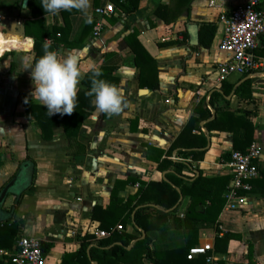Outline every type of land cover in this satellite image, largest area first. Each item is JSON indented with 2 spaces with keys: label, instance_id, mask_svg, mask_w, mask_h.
<instances>
[{
  "label": "crops",
  "instance_id": "crops-1",
  "mask_svg": "<svg viewBox=\"0 0 264 264\" xmlns=\"http://www.w3.org/2000/svg\"><path fill=\"white\" fill-rule=\"evenodd\" d=\"M103 3V0H92L91 24L85 23L83 15L76 10L61 11L54 16L47 14L41 0H3L0 4L3 15L0 25V196L8 188L3 199L0 197V233L15 224V238H38L49 246L43 253L45 264H61L64 255L79 249L77 236H94L95 231H100L99 219L93 218L94 209H106L115 183L128 178L139 181L118 192L123 202L138 190H144L150 182L163 181L176 192L179 190L174 213V209L155 205L147 193L142 198L144 203L137 204L139 196L132 203L136 204L133 215L140 208L170 213L159 220L165 224V229L154 231L153 238L165 240L171 235V243H177L182 231L175 229L176 220L183 219L189 198L183 197L181 187L167 178L175 173L173 167L157 168L156 151L163 152L160 160L186 167L181 175H176L183 182H191L200 174L225 176L220 163L233 150L232 134L207 129L217 110L226 108L235 118L254 124L253 143L263 147L260 171L264 170V67L257 71L255 79L232 75L220 83L216 81L217 66L231 60L230 54L219 49L222 26L218 17L222 11L240 5L241 0H219L218 6L213 8L208 6V0H126L123 4L115 3L114 14L104 20L102 32L93 38L92 29L97 21L94 8ZM203 23L216 26L210 47L191 46L186 27H195L198 37V26ZM67 26L66 41L54 51L62 58L69 52L78 55L82 72L79 88L87 71L112 67L127 106L120 114L109 117L93 105L77 137L68 140L63 129L56 126L52 129L53 137L43 140L37 124L25 113V101L40 103L32 94L34 85L29 69L36 63L34 39L46 28L63 30ZM132 34H136L137 41L155 60L157 90L139 87L140 70L134 66L133 53L127 44ZM46 39L49 38H45L43 44ZM254 55L264 59V37L259 40ZM246 81H250V100L236 95L237 88ZM224 84H233L228 95L224 94L227 87ZM197 106L198 112L195 111ZM206 111L210 116L202 118ZM190 118L198 119L192 135L202 134L206 146L176 149L168 155V149ZM180 150H199L204 155L201 160L193 161L190 157L183 158ZM244 197L248 201L246 207L235 211L223 207L217 226L199 230L193 248L207 246L210 249L206 255L211 262L206 264H264V194L250 191ZM107 220L112 222L113 218ZM116 226L118 224L111 226L112 230ZM122 232L137 239L145 238V232L136 229L131 220L126 222ZM224 233L238 235L241 239L230 240L225 251L223 245L216 248V237L221 238ZM1 237L8 243L6 236L1 234ZM13 242L10 247H0L11 249ZM134 242L131 241L128 249ZM91 247H96L95 242ZM142 262L151 264L147 260Z\"/></svg>",
  "mask_w": 264,
  "mask_h": 264
},
{
  "label": "trees",
  "instance_id": "trees-1",
  "mask_svg": "<svg viewBox=\"0 0 264 264\" xmlns=\"http://www.w3.org/2000/svg\"><path fill=\"white\" fill-rule=\"evenodd\" d=\"M215 27L212 23H203L198 26V46L203 48L210 47L215 34ZM68 31V26L63 28V30L56 27L46 28L39 37H35L33 44V49L36 52L35 62L44 54L43 40L45 38L52 40L50 50H55L60 43L66 41ZM127 44L133 53L134 66L140 70L139 87L141 89L157 90L159 83L155 60L148 55L137 41L136 34H132L127 38ZM169 44L172 43L170 42ZM99 70L103 73L100 77L101 79L119 86L120 81L115 75L114 68L104 66L100 67ZM92 72L93 70L87 71L82 79L81 87L78 91L77 107L71 115L55 114L49 116L46 107L41 103L25 101L27 118L37 124L43 140H50L53 137L52 129L56 126H60L63 129L68 140L77 137L83 121L90 117V113L94 108L92 104L93 98L86 95V92L91 87L90 77ZM226 86L224 94L228 95L232 90L233 84ZM236 95L250 100V81L242 83L237 88ZM210 104L212 105L211 100ZM195 111H199V106L195 108ZM209 116L210 112L206 111L202 118ZM197 122L198 119L196 118L189 119L183 131L168 149V155L176 149H200L206 146V139L202 134L192 135ZM207 129L209 131L231 133L232 149L245 152L254 141L256 128L250 120L235 118L233 112L222 108L221 110H217L216 117L207 124ZM148 150L151 151L153 149L148 147ZM156 152H158L156 158L158 162L157 168L165 170L173 167L175 173L168 175L167 178L172 184L181 187L183 197L189 198L183 219L176 220L175 229L182 231L181 234L179 233L181 239H177V243H171V235L165 240L153 238L154 231L165 229V224L160 223L159 220L168 217L170 213L154 208H140L133 215L136 204H132L136 196H139L137 204L144 203L145 201L142 198L147 193L152 196L151 201L155 205L170 210L176 206L179 194L166 182H150L145 185L144 190H138L133 197L123 202V200L118 198V192L126 185L135 184L139 181L137 178H128L125 181L115 183L110 196L109 206L106 209H94L93 218L99 219V230L108 232L109 236L101 240H97L93 235L88 234L82 237L77 236L80 243L79 249L73 254L64 255L61 264H143V260H147L151 264H206L207 255H198L192 259H188V251L196 245L199 230L210 226H217L218 217L226 202L225 193L229 188L231 177L228 175L205 177L200 174L196 178L192 176L194 179L191 182H183L176 175H181L182 170L186 169V167L181 163H175L170 160H160L163 152ZM179 154L183 158L190 157L193 161L201 160L204 155L199 150L181 151ZM251 186V192L264 194V170L260 171L259 178L251 181ZM21 196L22 194L19 195L20 198ZM19 197L15 201L16 204L19 202ZM176 209H174L173 213ZM110 218H113V221L107 222V219ZM129 220L132 221L136 229L145 232L144 239H137V237L127 232L117 231L116 229L112 230L113 225L117 224L121 225L124 229L126 222ZM16 233L17 227L15 224H11L8 228L1 230L0 245L2 247H10ZM1 234L6 236L5 240L8 243L2 241ZM234 238L241 239L240 236L231 233H224L221 238L217 236L215 247L223 245V250L225 251L229 241ZM132 240H135V242L128 249ZM94 242L96 247L89 248L90 244ZM41 248L45 254L49 246L42 243ZM250 249L251 246L249 245Z\"/></svg>",
  "mask_w": 264,
  "mask_h": 264
},
{
  "label": "built area",
  "instance_id": "built-area-1",
  "mask_svg": "<svg viewBox=\"0 0 264 264\" xmlns=\"http://www.w3.org/2000/svg\"><path fill=\"white\" fill-rule=\"evenodd\" d=\"M2 1L0 0V4ZM103 1L102 5L94 8L97 21L92 29L93 38H97L102 32L104 20L114 14L115 3L123 4L126 0ZM218 3L219 0H208V6L212 8L218 6ZM2 21L3 15L0 11V25ZM218 22L222 26L219 49L230 54L231 60L217 66V83L232 75L255 79L258 75L257 71L264 67V59L254 55L259 40L264 37L263 0H241L240 5L232 10L222 11ZM46 41L52 43L50 39ZM261 155V146L254 142L245 152L231 150L227 158L220 163L222 173L231 177L229 188L225 193L224 210L235 211L248 205L247 198L244 196L252 189L250 182L260 177ZM115 229L123 231L121 225L116 226ZM94 236L106 238L109 233L95 231ZM41 244L42 242L36 237L17 236L11 249L0 247V264H45ZM209 250L207 246L191 248L187 258L206 255ZM206 262L210 263L211 258L207 257Z\"/></svg>",
  "mask_w": 264,
  "mask_h": 264
},
{
  "label": "clouds",
  "instance_id": "clouds-1",
  "mask_svg": "<svg viewBox=\"0 0 264 264\" xmlns=\"http://www.w3.org/2000/svg\"><path fill=\"white\" fill-rule=\"evenodd\" d=\"M45 13L57 15L61 11L76 10L85 18V23L91 24L93 17L90 9L92 0H41ZM51 44H43L44 54L31 69V79L34 85L36 99L46 107L49 116L71 115L77 107L79 84L82 72L79 57L74 52L67 53L63 58L58 51L50 50ZM103 73L95 69L90 77L91 87L86 95L92 97V103L100 113L111 117L121 113L127 106L123 90L100 77Z\"/></svg>",
  "mask_w": 264,
  "mask_h": 264
},
{
  "label": "water",
  "instance_id": "water-1",
  "mask_svg": "<svg viewBox=\"0 0 264 264\" xmlns=\"http://www.w3.org/2000/svg\"><path fill=\"white\" fill-rule=\"evenodd\" d=\"M186 28H187L188 34L190 36L189 44L191 46H197L198 45V37H197L195 27L188 25ZM247 79H249V78H247ZM7 190H8V188H6V190H4L3 193L1 194L0 197L2 199L5 196ZM177 192L180 193L179 190H177ZM180 200H181V196H180ZM142 238H144V234H142Z\"/></svg>",
  "mask_w": 264,
  "mask_h": 264
},
{
  "label": "rangeland",
  "instance_id": "rangeland-1",
  "mask_svg": "<svg viewBox=\"0 0 264 264\" xmlns=\"http://www.w3.org/2000/svg\"><path fill=\"white\" fill-rule=\"evenodd\" d=\"M233 76H237V75H233ZM261 148H263V147H261Z\"/></svg>",
  "mask_w": 264,
  "mask_h": 264
}]
</instances>
